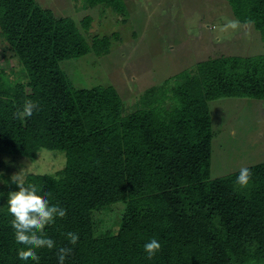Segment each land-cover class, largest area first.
<instances>
[{
	"label": "trees",
	"instance_id": "obj_1",
	"mask_svg": "<svg viewBox=\"0 0 264 264\" xmlns=\"http://www.w3.org/2000/svg\"><path fill=\"white\" fill-rule=\"evenodd\" d=\"M124 12V0H87ZM234 16L264 39V0H227ZM92 17L82 24L85 30ZM0 32L19 58L25 81L0 69V264H36L18 258L8 196L18 191L4 175L3 154L37 158L42 149L65 152L63 168L28 172L65 218L45 228L56 248L40 249L39 264H58L56 250L72 248L65 264H264V161L211 176L214 131L209 101L264 98V53L222 55L199 61L144 91L127 106L113 85L77 87L64 59L110 52L115 34L89 42L71 16L39 0H0ZM40 105L23 116L25 101ZM121 205L117 229L97 216ZM79 235L76 245L66 234ZM161 244L149 259L144 245Z\"/></svg>",
	"mask_w": 264,
	"mask_h": 264
},
{
	"label": "rangeland",
	"instance_id": "obj_2",
	"mask_svg": "<svg viewBox=\"0 0 264 264\" xmlns=\"http://www.w3.org/2000/svg\"><path fill=\"white\" fill-rule=\"evenodd\" d=\"M120 12L87 0H39L57 15L73 17L89 42L95 35L115 34L110 52H89L64 59L61 68L77 87L113 85L125 104L183 70L210 57L264 53V39L252 24L240 22L227 0H124ZM92 17L87 30L83 18ZM239 27L231 28L232 22ZM0 69L11 80L25 81L16 53L0 32ZM214 137L211 176H223L264 161V98L221 97L209 101ZM2 173L24 178L28 172L54 173L65 165V152L42 149L37 158L3 154ZM3 179H0V185ZM122 206L103 210L98 224L117 229Z\"/></svg>",
	"mask_w": 264,
	"mask_h": 264
},
{
	"label": "clouds",
	"instance_id": "obj_3",
	"mask_svg": "<svg viewBox=\"0 0 264 264\" xmlns=\"http://www.w3.org/2000/svg\"><path fill=\"white\" fill-rule=\"evenodd\" d=\"M236 29L239 22H232L229 25ZM40 110V105L32 100L25 101L22 109L23 116L31 117L34 112ZM253 173L250 168L242 167L236 178V184L246 188L252 181ZM13 183L18 186V191H11L8 196V213L12 216L10 221L14 229V238L17 244L23 245L18 250V258L27 262L33 261L39 264L40 256L38 250L56 248L55 241L47 236L45 228L54 224L57 218H65L66 209L59 205L50 204L45 194L38 191L35 184H25L22 177L13 176ZM70 244L76 245L79 235L75 232L66 234ZM161 249V244L152 239L144 245L147 257L152 259ZM72 248L59 247L56 250L58 264H65L66 258L71 254Z\"/></svg>",
	"mask_w": 264,
	"mask_h": 264
}]
</instances>
